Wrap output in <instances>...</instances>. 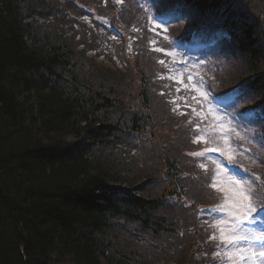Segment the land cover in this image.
<instances>
[{
  "label": "trees",
  "instance_id": "trees-1",
  "mask_svg": "<svg viewBox=\"0 0 264 264\" xmlns=\"http://www.w3.org/2000/svg\"><path fill=\"white\" fill-rule=\"evenodd\" d=\"M154 5L185 21L169 26V37L216 39L207 57L214 66L204 74L210 90L238 95L232 113L258 110L262 118L248 127L264 134V0ZM115 7L109 0H0V264L213 259L197 219L213 192L191 163L202 149L193 112L174 108L177 94L150 46L147 18L127 0L116 17ZM85 9L108 19L121 39ZM126 29L127 50L116 52L112 44ZM97 51L120 66H98L88 57ZM251 148L264 164V146Z\"/></svg>",
  "mask_w": 264,
  "mask_h": 264
},
{
  "label": "rangeland",
  "instance_id": "rangeland-1",
  "mask_svg": "<svg viewBox=\"0 0 264 264\" xmlns=\"http://www.w3.org/2000/svg\"><path fill=\"white\" fill-rule=\"evenodd\" d=\"M109 1L111 3L117 4V7L114 8L116 17V15L119 14L120 10L124 6V0ZM127 1H129L131 7H137L135 0ZM138 8L142 10L143 13L140 18H147V20L145 19L147 31L153 34V36L155 37L151 40L150 46L158 50L160 54L163 55V59L160 61L162 68H164V72L168 80L172 81L174 84V90L177 94L175 95V97L173 96L174 99L172 100L174 108L177 111L184 113L183 107L186 108L187 106V108L191 109L193 112L192 123L196 132V141L202 144V148L215 147L221 149V152L224 154L225 158L232 164H234L233 159L236 154L248 156L247 154L241 152V150H243L242 147H246L251 150L250 144H252L256 140L254 138H251L250 143L242 141L239 137L237 127L232 122H230V120L234 119V117L225 115L224 111L216 109L214 106L208 103L206 94L203 92L202 86L199 83L198 77H204L205 68L208 69V67H213L214 64L208 61V59L206 58L200 59V61H194L189 57L184 58L180 54L179 50L171 49L169 51L162 48L163 45L170 43V39L167 35L172 32V29L168 27L171 25L174 27L179 26L181 22H183V19L179 18L175 20V17L171 16V18L173 19V23L168 26H164L155 22V19H157V13L154 9L152 0H144L143 2H139ZM171 18L168 19L172 20ZM86 23H88V21ZM184 24L185 21L183 22V25ZM120 30L122 31V28ZM90 32L93 37H99L98 31ZM124 33L126 36L125 38H123V40H120L117 43L114 42V44L111 43L115 46L114 51L116 52L117 50H127L126 47L129 45V43L127 42L129 40V33L127 29L124 31ZM77 38H81L82 40V36L80 34H77ZM110 41L113 42L112 39H110ZM103 53L104 55L98 54V51L97 53L90 52L88 53V57L94 58L95 63L105 69L107 68L112 70L120 66V62L117 61V59L112 56L109 51ZM165 58L168 59V62L165 60ZM181 59H186V61L188 62V68L186 69L187 71L185 73L183 70L176 69L173 64L174 60H176L177 62ZM169 60H171V64ZM205 74L208 75L207 73ZM252 153L253 151L251 150V154ZM197 155L198 157H196V154L193 155L196 160L191 159V163L195 164L202 171H205V169L208 167L212 170V178L209 179L208 183L212 187L214 195L217 198L218 202L222 204L223 209L227 210L231 216H237L238 218L246 216L249 211L255 206V204L253 203V195L251 194L252 191L249 188L244 187V184L242 182L231 179L229 176H227L226 173L214 160L207 157L203 158V151H200ZM235 166L240 167L238 166V164H236ZM208 227L211 230L209 238L212 241V246H214L215 243L221 246L220 252L218 251V253L215 255L217 258L219 257V262H221L222 264H225V261L229 262L232 261V259L234 261L237 257L245 255L249 256V259L245 261L246 264H264L263 261L257 262L256 260H254L251 252L252 247L243 246L242 243L244 241V237H249L247 235H250V233L234 229L232 227L231 217L229 215H227L220 221H215L214 224L211 223V225H209ZM201 233L206 239V232L202 227ZM222 235L228 238L236 237L238 239V244L226 250L224 248V245L227 241L221 240ZM177 257L179 259H182L186 258L187 256L185 252H183L180 253V255H178ZM203 258L204 256H196V259L199 261ZM168 264L175 263L170 262Z\"/></svg>",
  "mask_w": 264,
  "mask_h": 264
},
{
  "label": "snow or ice",
  "instance_id": "snow-or-ice-1",
  "mask_svg": "<svg viewBox=\"0 0 264 264\" xmlns=\"http://www.w3.org/2000/svg\"><path fill=\"white\" fill-rule=\"evenodd\" d=\"M169 2H170V0H162V4H164V5H167V3H169ZM222 35L227 36V32H223ZM241 87L243 88L244 86L242 85ZM251 211L256 212V209L253 208V209H251ZM256 214L259 215L258 212ZM221 240L222 241L226 240L228 245H231V246H236V244H238V239L236 237L228 238V237H225L222 235ZM262 255H264V254H262ZM241 259H243V257H241Z\"/></svg>",
  "mask_w": 264,
  "mask_h": 264
}]
</instances>
